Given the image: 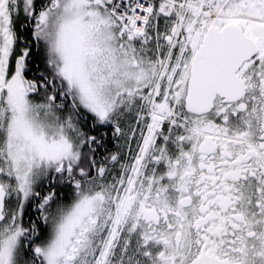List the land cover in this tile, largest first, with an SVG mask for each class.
Instances as JSON below:
<instances>
[{
  "label": "snow or ice",
  "instance_id": "6c2138e0",
  "mask_svg": "<svg viewBox=\"0 0 264 264\" xmlns=\"http://www.w3.org/2000/svg\"><path fill=\"white\" fill-rule=\"evenodd\" d=\"M0 264H264V0H0Z\"/></svg>",
  "mask_w": 264,
  "mask_h": 264
}]
</instances>
